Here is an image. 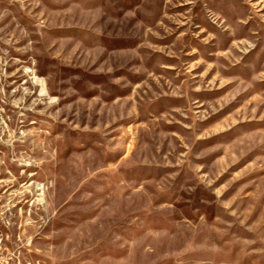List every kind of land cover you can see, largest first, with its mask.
<instances>
[{"label": "rangeland", "instance_id": "rangeland-1", "mask_svg": "<svg viewBox=\"0 0 264 264\" xmlns=\"http://www.w3.org/2000/svg\"><path fill=\"white\" fill-rule=\"evenodd\" d=\"M0 264H264V0H0Z\"/></svg>", "mask_w": 264, "mask_h": 264}]
</instances>
